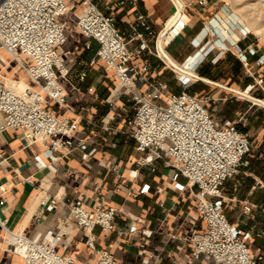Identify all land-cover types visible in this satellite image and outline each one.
Here are the masks:
<instances>
[{
	"label": "crops",
	"instance_id": "0c3cea01",
	"mask_svg": "<svg viewBox=\"0 0 264 264\" xmlns=\"http://www.w3.org/2000/svg\"><path fill=\"white\" fill-rule=\"evenodd\" d=\"M94 1L102 11L115 16L116 25L132 50L141 43L139 38H133L132 29L138 14L146 16L155 34H163L179 10L176 0ZM180 1L184 4V18L188 20L185 29L176 37L168 34L159 38L140 26L139 31L144 33L150 50H145L135 63L140 65L143 60L147 61L152 69H156L151 80L167 81L171 92L178 93L182 89L178 70L193 75L195 80L189 92L204 99L205 105L211 102L209 106L220 108L222 116L228 118L218 122L213 116L216 122L231 121L247 134L246 131L251 129L241 128L238 122L250 125L259 109L254 105L259 102L239 91L264 100L259 86L249 91L256 78L264 76V63L260 62L262 54L251 55L249 50L253 43L250 38L239 37L236 33L231 35L220 25V14L225 9L220 11L219 0H206L204 6L197 0ZM75 2L78 8L66 17L69 21L66 47L72 51L73 60L68 62L71 83H65V87L69 104L82 110L85 119L72 140L77 143L84 138L88 150L95 151L87 157L86 151L78 147L68 154L58 153L60 158L53 168L41 144L27 145L19 131L0 132V185L6 187L5 193L0 192V264H26L24 258L11 251L5 227L32 239L42 238L49 229H60L63 238L57 246L59 252L73 254L80 262L93 260L95 254L85 244L84 233L75 225L67 204L81 199L90 208L102 198L107 206L117 208L118 212L114 230L103 231L96 227L97 244L110 250L119 264H209L210 260L205 256L193 258L187 240L192 230L204 225L192 190L176 189L174 169L162 160L139 168L136 175L131 173L137 168L133 162L140 155L126 121L134 111L131 110V116L112 121L114 129L101 128L100 120L109 111L106 98L116 86L117 78L114 71L108 70L97 57V41L92 40L90 48L84 47L83 38L74 25L80 0ZM156 49L163 56L158 55ZM238 50L247 56V60L240 58ZM12 59L0 47V81L3 83L6 76L17 75ZM22 69L23 74L26 73ZM84 70L88 76L81 80L79 74ZM91 86L95 87L98 98L88 91ZM142 90L146 91L147 87ZM158 102L163 103L164 97ZM90 119L98 124H90ZM38 155L45 165L37 164ZM248 159L249 165L242 167L224 184L225 213L235 226L249 233L247 242L254 263L264 264V139L257 148L253 146ZM111 164L117 165L119 171L109 169ZM178 181L186 183V178L180 176ZM145 184L150 185L149 191L141 193ZM131 189L133 194L129 193ZM42 193L57 196L61 204L53 211L41 212V201L37 198ZM247 205L251 206L250 211L245 209ZM132 226H136L135 231H130Z\"/></svg>",
	"mask_w": 264,
	"mask_h": 264
},
{
	"label": "built area",
	"instance_id": "2783aa9c",
	"mask_svg": "<svg viewBox=\"0 0 264 264\" xmlns=\"http://www.w3.org/2000/svg\"><path fill=\"white\" fill-rule=\"evenodd\" d=\"M197 2L201 6L207 4L206 0ZM77 8L75 0H0V47L19 62L33 83L20 94L0 81V132L19 131L27 145L41 144L53 168L60 158L58 153L68 154L78 147L86 151L87 157L95 151L88 150L84 138L77 143L72 140L85 116L82 110L69 104L65 87V83H71L68 62L73 60L72 51L66 47L69 42L66 17ZM182 11L179 7L166 35L176 37L185 29L188 20ZM74 25L85 48H90L92 40L99 43L97 57L117 78L116 86L106 98L109 111L100 120L101 128L114 129L112 121L134 111L126 120L140 153L133 162L137 168L131 171L132 175L139 168L162 160L174 169L175 188L181 191L190 188L196 196L204 225L192 230L187 238L193 258L205 256L209 264H255L247 242L249 233L235 226L225 213L223 190L225 182L250 163L249 135L231 121L216 122L202 99L189 92L195 80L193 75L176 69L182 89L171 92L167 81L151 80L156 69L147 61L135 63L145 50H150L139 27L143 26L150 35L162 36L155 34L145 15L138 14L132 24L133 38L141 40L134 50L117 27L115 16L102 11L94 0H80ZM156 51L163 56L161 51ZM238 54L247 60L240 50ZM260 62L264 63V58ZM87 76L84 70L79 79ZM256 86L264 91V76L256 78L249 91ZM142 87L147 90L143 91ZM88 91L98 98L94 86ZM162 97L164 102L159 103ZM88 121L98 124L93 119ZM36 160L39 166L45 165L40 155ZM109 169L119 171L115 164L109 165ZM180 176L186 178V183L178 181ZM29 182L35 183L33 179ZM149 188L145 184L140 191L146 193ZM0 192H6L4 185H0ZM129 193L134 192L131 189ZM59 204L57 196L45 193L41 212L53 211ZM67 205L75 225L84 233L85 244L95 254L93 260L80 262L73 254L59 252L57 246L63 238L60 229H49L42 238L32 239L4 226L9 233L11 251L24 258L26 264H119L110 250L98 246L95 231L96 227L114 230L118 209L107 206L103 198L90 208L81 199ZM245 209L250 211L251 206ZM135 230L136 226L130 228Z\"/></svg>",
	"mask_w": 264,
	"mask_h": 264
},
{
	"label": "rangeland",
	"instance_id": "374dc122",
	"mask_svg": "<svg viewBox=\"0 0 264 264\" xmlns=\"http://www.w3.org/2000/svg\"><path fill=\"white\" fill-rule=\"evenodd\" d=\"M246 1L247 0L245 1L244 0H219V4L221 7L220 11H223L222 10L223 7L225 9L220 14L219 23L226 30L228 29L231 35L236 33L239 35V37L245 36L246 38L247 37L250 38L253 45L251 46L249 53L251 55H257L260 53L262 54L261 58H264V16H263L264 8L250 9L246 7L247 5ZM251 14L254 18L252 19V21L249 19V16ZM215 30L218 33V28L215 27ZM262 30H263V33H261ZM216 42L217 41H215V43ZM12 64L14 68H16L17 70V75L16 76L14 75L13 77L6 76V78L4 79L5 84H7L11 88L12 84L9 83V79H10V80H22L28 83V85H30L28 78L26 76V73L24 72L23 74V69L18 67L19 66L18 61L12 59ZM262 93H264L263 90H262ZM257 96L261 97V94H258ZM242 100L243 102L252 104L251 101H246L247 99H242ZM202 101L204 102V99ZM210 103L206 102L207 108L210 110L211 114L217 119V121L220 122L222 118H225V117L222 116L220 108L217 107V109H213L211 106H209ZM245 104L246 103H244V105ZM254 108H259V109L257 111V114L253 115L254 118L251 120L250 122L251 124L245 125L243 121L238 122V124L239 126H241V128L245 130L251 129V130H247L246 132L251 137L252 148L253 146L254 148H257L260 142H263V139H264V105L260 103L255 104ZM131 115H132V112L130 111L128 114L124 116L127 117ZM226 119L228 118H225L224 120ZM261 125L262 127L258 128ZM251 127H254V128H251ZM261 129L263 130L261 131Z\"/></svg>",
	"mask_w": 264,
	"mask_h": 264
},
{
	"label": "bare ground",
	"instance_id": "6f19581e",
	"mask_svg": "<svg viewBox=\"0 0 264 264\" xmlns=\"http://www.w3.org/2000/svg\"><path fill=\"white\" fill-rule=\"evenodd\" d=\"M245 1V0H244ZM247 5L246 7L250 8V9H260V8H264V0H247ZM240 3V2H239ZM179 6V5H178ZM249 9V10H250ZM264 16V15H263ZM249 19L252 21L253 16L252 14L249 16ZM263 21V20H262ZM258 22V21H257ZM258 26V25H257ZM263 26V25H262ZM257 29V28H256ZM260 29V28H259ZM260 32V30H259ZM261 33H263V30L261 31ZM9 83L12 84L11 88H13L16 92L18 93H23L24 90L29 86L28 83L22 81V80H10L9 79ZM260 103V102H259ZM262 104V103H261ZM263 105V104H262ZM44 193L40 194L38 196V201L40 202L42 200ZM36 200V199H35Z\"/></svg>",
	"mask_w": 264,
	"mask_h": 264
},
{
	"label": "water",
	"instance_id": "95a60500",
	"mask_svg": "<svg viewBox=\"0 0 264 264\" xmlns=\"http://www.w3.org/2000/svg\"><path fill=\"white\" fill-rule=\"evenodd\" d=\"M176 2H177V4L179 5L180 9L182 10V9H183V3H182L180 0H176ZM166 33H167V31L163 32L162 37H163L164 35H166ZM160 48H161V50L164 52V50H163V48H162L161 45H160ZM165 55H166V57L168 58V60H169L172 64L176 65V64L171 60V58H170L167 54H165ZM239 93H241L242 95H245V96L251 97V98L257 100L258 102H260V103H262V104L264 105V100L261 99V98H256V97L251 96V95H249V94H247V93H245V92H240V91H239Z\"/></svg>",
	"mask_w": 264,
	"mask_h": 264
}]
</instances>
